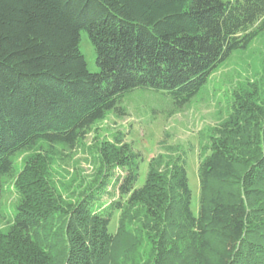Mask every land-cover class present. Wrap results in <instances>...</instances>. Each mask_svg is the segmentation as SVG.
I'll list each match as a JSON object with an SVG mask.
<instances>
[{
  "label": "trees",
  "instance_id": "16d2710c",
  "mask_svg": "<svg viewBox=\"0 0 264 264\" xmlns=\"http://www.w3.org/2000/svg\"><path fill=\"white\" fill-rule=\"evenodd\" d=\"M263 33L264 0H0V198L15 177L18 197L0 264H264V68L211 131L196 215L188 152L167 134L141 182L143 155L120 129L99 141L90 178L56 186L51 171L108 113L126 116L127 94L162 93L180 111Z\"/></svg>",
  "mask_w": 264,
  "mask_h": 264
},
{
  "label": "rangeland",
  "instance_id": "374dc122",
  "mask_svg": "<svg viewBox=\"0 0 264 264\" xmlns=\"http://www.w3.org/2000/svg\"><path fill=\"white\" fill-rule=\"evenodd\" d=\"M80 51L88 69L95 71L94 51L85 34L81 35ZM263 68L264 33L246 50L233 53L212 73L200 93L180 111L173 110L171 102L162 93L135 90L127 94L120 104L126 116L117 119L112 113H108L105 120L92 126L76 150L69 153L64 160L54 163L51 170L52 180L56 186H75L77 181L79 182V178H75L77 173L81 174L80 178H90L94 172V150L99 146V141L120 129L128 133L126 140L132 144L133 149L143 155L141 182L148 160L159 153L165 155L157 144L164 139L163 135L167 134V145L180 146L188 152L186 172L191 191V210L196 215L199 199L197 169L204 157L211 131L226 117L227 101L233 90L246 80L255 82ZM24 157L21 154L14 159L17 173L23 165ZM15 182L16 177L5 179L3 183L0 231H5L12 221L18 203ZM104 200L109 201L107 197H104ZM115 227L114 221L110 227L111 232H114Z\"/></svg>",
  "mask_w": 264,
  "mask_h": 264
}]
</instances>
